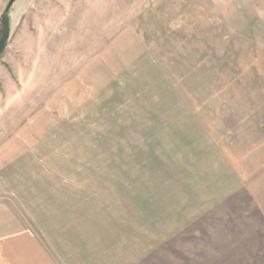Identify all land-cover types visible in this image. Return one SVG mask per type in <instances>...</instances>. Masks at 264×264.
Segmentation results:
<instances>
[{"label": "rangeland", "instance_id": "1", "mask_svg": "<svg viewBox=\"0 0 264 264\" xmlns=\"http://www.w3.org/2000/svg\"><path fill=\"white\" fill-rule=\"evenodd\" d=\"M10 17L0 264L264 262V0H17Z\"/></svg>", "mask_w": 264, "mask_h": 264}, {"label": "water", "instance_id": "2", "mask_svg": "<svg viewBox=\"0 0 264 264\" xmlns=\"http://www.w3.org/2000/svg\"><path fill=\"white\" fill-rule=\"evenodd\" d=\"M17 0H9L0 18V60L11 35L10 13Z\"/></svg>", "mask_w": 264, "mask_h": 264}, {"label": "crops", "instance_id": "3", "mask_svg": "<svg viewBox=\"0 0 264 264\" xmlns=\"http://www.w3.org/2000/svg\"><path fill=\"white\" fill-rule=\"evenodd\" d=\"M241 240V241H240ZM246 243V241L245 240H243V238H240V239H238V243H239V245L241 246V248H246V245H248L247 243ZM254 248H255V251L256 252H258L257 250H256V242H254ZM238 254V253H237ZM254 258V259H253ZM251 259H252V261H246V260H237V261H235V262H233L232 264H264V262H262V260H256V259H258V258H256V257H254V256H252L251 257ZM44 263V262H43ZM154 263V262H153ZM156 264H166V262H156ZM171 264H181L180 262H176L175 260H173L172 262H171ZM189 264H192V262H189Z\"/></svg>", "mask_w": 264, "mask_h": 264}]
</instances>
